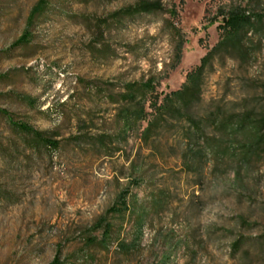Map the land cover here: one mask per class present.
<instances>
[{
    "label": "rangeland",
    "instance_id": "obj_1",
    "mask_svg": "<svg viewBox=\"0 0 264 264\" xmlns=\"http://www.w3.org/2000/svg\"><path fill=\"white\" fill-rule=\"evenodd\" d=\"M38 1L0 0V264H163L173 249L169 264H264V147L211 157L193 173L174 133L152 149L140 139L142 124L124 141L118 117L125 84L155 76L158 92L180 89L221 40L220 10L264 16V0H150L164 11L116 19L138 0H49L19 45ZM172 26L185 40L176 69ZM244 49L212 60L200 114L218 106L264 112V23ZM129 186L151 209L141 248L125 256L116 244L91 245L99 234L90 228ZM134 220L112 219L128 241ZM239 238L245 244L234 252Z\"/></svg>",
    "mask_w": 264,
    "mask_h": 264
},
{
    "label": "trees",
    "instance_id": "obj_2",
    "mask_svg": "<svg viewBox=\"0 0 264 264\" xmlns=\"http://www.w3.org/2000/svg\"><path fill=\"white\" fill-rule=\"evenodd\" d=\"M48 6L49 0H39L32 8L27 20V30L18 41L19 45L29 41L31 37L29 29ZM161 11H164V7L160 1L138 0L134 5L115 13L113 17L133 18ZM219 16L223 18V23L219 26L221 40L202 58L198 66L188 72L186 81L180 89L169 93L158 92L157 87L161 79L153 76L145 81L125 84L124 92L119 95V101L123 104L118 113L123 123L121 131L123 140L126 141L133 130H139L141 125L145 124V127L139 130L140 139L147 145L151 144L152 149H156V143L161 137L174 133L183 165L193 173H201L203 166L209 163L211 157L233 158L236 157L238 150H242L243 155H250L264 147V112L235 106L230 109L218 106L213 111L200 114L202 88L212 60L223 51L244 53L248 35L257 24L264 23V16L252 15L245 9L235 7L227 11L220 10ZM171 29L176 40L171 69H176L182 60L185 40L179 28L172 26ZM22 99L32 106L35 105V100L29 97ZM13 126L20 132L32 136L39 144L59 147V143L53 141L46 133L38 132L27 124L13 123ZM210 129L218 136L209 138ZM134 171L137 173L138 169L135 168ZM141 183L142 180L139 178L135 179L132 185L140 186ZM131 193L130 186L123 190L115 203L90 228L91 233L99 234L89 239L91 245L108 250L111 245L116 244L118 252L125 256H130L141 248L151 209L142 206L137 196ZM163 203V201L160 203V207ZM125 217L135 218L130 241L116 232V226L112 221L113 218ZM241 224L245 227L252 226L245 219H241ZM262 239V244L259 245L261 247L264 246V233ZM244 244L245 242L239 238L232 245L233 251H239ZM174 251L173 249L170 254L163 257V264H169Z\"/></svg>",
    "mask_w": 264,
    "mask_h": 264
}]
</instances>
